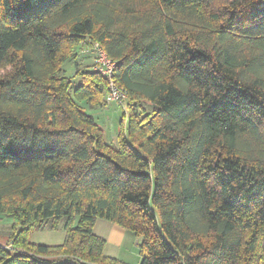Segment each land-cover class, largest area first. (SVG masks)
<instances>
[{
	"label": "trees",
	"instance_id": "obj_1",
	"mask_svg": "<svg viewBox=\"0 0 264 264\" xmlns=\"http://www.w3.org/2000/svg\"><path fill=\"white\" fill-rule=\"evenodd\" d=\"M96 44L126 94L117 144L84 107L110 95ZM5 215L0 264H127L98 218L142 237L140 264H264V0H0Z\"/></svg>",
	"mask_w": 264,
	"mask_h": 264
},
{
	"label": "rangeland",
	"instance_id": "obj_2",
	"mask_svg": "<svg viewBox=\"0 0 264 264\" xmlns=\"http://www.w3.org/2000/svg\"><path fill=\"white\" fill-rule=\"evenodd\" d=\"M84 48V49H82ZM74 56L75 60H69L64 64L65 75L73 76L77 67H92L95 58L93 51L82 46ZM92 53V54H91ZM79 55V56H78ZM77 56V57H76ZM79 83L78 77H72ZM125 102V101H124ZM87 104V105H86ZM84 103L85 109L91 113L105 130V137L108 143H118V133L123 115L121 106L113 100H108L102 107H91ZM126 105V104H125ZM13 218L4 216L0 221V243H6L10 236ZM94 232L106 239L104 253L107 256L115 257L127 264H140L142 237L131 230L120 227L113 221L105 218H98ZM66 237L64 222L57 229L34 230L30 233V241L33 243L58 245L64 242Z\"/></svg>",
	"mask_w": 264,
	"mask_h": 264
},
{
	"label": "built area",
	"instance_id": "obj_3",
	"mask_svg": "<svg viewBox=\"0 0 264 264\" xmlns=\"http://www.w3.org/2000/svg\"><path fill=\"white\" fill-rule=\"evenodd\" d=\"M95 50L96 59L94 68L99 70L106 78H108L110 84L109 100H113L118 103L124 102L126 94L113 79V72L117 63L106 55V53L100 48L99 44L95 45Z\"/></svg>",
	"mask_w": 264,
	"mask_h": 264
}]
</instances>
